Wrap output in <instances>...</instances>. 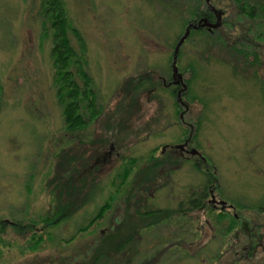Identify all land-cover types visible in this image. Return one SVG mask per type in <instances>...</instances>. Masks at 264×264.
I'll use <instances>...</instances> for the list:
<instances>
[{
    "label": "rangeland",
    "instance_id": "obj_1",
    "mask_svg": "<svg viewBox=\"0 0 264 264\" xmlns=\"http://www.w3.org/2000/svg\"><path fill=\"white\" fill-rule=\"evenodd\" d=\"M256 1L264 3L250 0ZM63 2L85 40L87 73L102 115L76 133L65 129L41 0H0V264H84L127 210L165 213L155 226L140 230L131 264H235L234 250L250 236L244 241L247 228L237 233L236 223L227 230L230 217L252 221L263 236L258 257L239 264H264V41L246 45L255 23L238 15L235 0H210L225 12L224 26L189 34L180 46L176 67L187 85L180 105L178 89L169 83L171 61L193 20L192 0ZM139 75L148 76L154 89L126 98L125 81ZM186 138L196 154L181 158L169 147ZM64 152L87 165L78 200L84 204L46 228L42 219L57 209L48 182ZM150 158L160 164L156 176L144 177ZM82 168L77 162L76 169ZM123 168L130 174L119 188ZM205 170L213 173L214 184ZM80 182L76 178V186ZM207 183L215 186L216 200L233 208L225 219H216L219 208L212 204L206 212L175 213ZM110 195L115 199L103 219L67 242ZM15 224L27 228L18 232ZM40 236L43 241L32 250ZM122 259L117 257L118 264Z\"/></svg>",
    "mask_w": 264,
    "mask_h": 264
},
{
    "label": "trees",
    "instance_id": "obj_2",
    "mask_svg": "<svg viewBox=\"0 0 264 264\" xmlns=\"http://www.w3.org/2000/svg\"><path fill=\"white\" fill-rule=\"evenodd\" d=\"M200 1L201 0H192V13L190 14L192 19L200 17L201 13L204 11L202 10V3ZM235 1L238 15L249 19L252 23H255V25H252V29L257 28V31L253 33V39H248L246 41V45L249 44V42L254 46L259 45L257 44L258 42L264 41V3L260 4L258 1L253 3L250 2V0ZM39 13L43 19L42 25L44 30L46 32H50V57L54 71L53 85L56 88L57 101L62 108L64 126L69 133H76V131L83 130L89 123L95 121L100 115H102L101 109L96 104L97 97L95 91L92 88L93 80L87 73L85 40L81 33L78 32V30L69 20L63 0H41ZM249 31H251V29ZM194 33H198V35L206 34L204 31H202V29L193 31L191 34L193 35ZM73 41L75 43H73ZM255 57L257 60L258 56ZM147 77L139 75L134 78H129L128 81H125L122 89L126 93V98L129 96L135 100L137 99V96H133L134 93L137 94L142 90L146 92L150 89H154V86H151V83H149V79ZM175 91L173 90V94ZM183 94L184 93L181 92V95ZM177 103L180 104L178 100ZM121 108L122 106H120L118 110ZM117 124H119L118 121H116L114 124L115 129H117ZM102 142L104 143V141ZM151 158L150 165L148 164L144 170V177H148L151 174L156 176L155 169L160 164V162L159 159ZM202 161L203 165L207 163L206 159H202ZM57 162L56 173L48 182L50 195H52L54 201L57 202V209L54 211V213H49L47 217L42 219V222L46 228L58 226V224L70 218L72 216V212L84 204L83 202L78 203V200L83 198L79 195L80 191H83V189L86 188L85 181L84 179H81L82 177L80 175L85 173L87 168L83 158L78 160L76 159V155H68V153L64 152L58 155ZM77 162L79 167H83L81 169L82 171H80V169H78L79 171L76 169ZM134 162L135 161L132 160L130 162L131 165H133ZM153 170H155V172ZM204 172L209 174L208 176L211 178V182L213 183V173H210L207 170ZM129 174L130 171L126 168H123V170L117 175L120 180L119 188L125 184ZM78 177L81 181L79 187L76 186V178L78 179ZM136 181L137 178H135L131 184L133 188ZM214 187L215 186L207 183L203 191L194 194L192 193L189 199H187L186 203H181L179 205V209L176 210L175 213L179 215L183 214L184 212H188L189 210L206 212L208 209L207 207L210 206L207 202V199L209 198V190H213ZM114 199V195H110L107 202H105L98 209L97 213L92 217V219H90L86 225L79 227V229H77L75 234L70 237L67 242H71L77 235L90 230L99 221H101L104 217V214L106 213V210L111 207V203ZM126 200V206L129 207L130 200L128 197L125 199V201ZM184 205H186V207H184ZM218 212L219 215L216 216L218 221L220 219H225V217L228 216L226 214L227 209H218ZM164 214V211L161 210H142V212L135 211L134 214H130L129 210L125 211L121 222L116 223V225L111 230H109V232H104V234L100 236L93 254L84 264H107V262L109 263V261L112 259L118 264L117 257H121V259L123 258L125 260L124 264H131L132 259L129 258V255L132 253V250L133 253H137L136 250H134L137 247L132 248V245H135L136 242L137 244L139 243L140 230H147L155 226L159 221H161L162 218H164ZM166 217H168L167 213ZM228 222L229 227L227 230L232 229V226H234L235 223L237 224L235 217H230ZM2 228L3 227H1L0 224V232ZM14 228L16 231L20 232L24 231V229L27 227L21 226L20 224H15ZM255 231L258 233L257 230ZM42 241L43 237H38L34 241L36 245L31 249H35L36 246H38V244ZM158 251L160 252V258H162V256L165 254L166 248ZM243 252L244 251H242V253ZM160 258L157 259V263ZM137 264L155 263L145 260L143 262L140 261Z\"/></svg>",
    "mask_w": 264,
    "mask_h": 264
},
{
    "label": "flooded vegetation",
    "instance_id": "obj_3",
    "mask_svg": "<svg viewBox=\"0 0 264 264\" xmlns=\"http://www.w3.org/2000/svg\"><path fill=\"white\" fill-rule=\"evenodd\" d=\"M202 10H204V11L201 13V16L196 18V19H193L188 24L191 23L193 25H197V22L199 20H202V19H205L208 23H215L216 22V18L219 15L220 16V20H221V26L218 29H220L221 27L224 26L223 17H224L225 12L223 10H221V9H218V8L214 7L210 3V0H204V4H203ZM198 29H202V31H204V33H206V34H209V33L211 34V33L215 32L216 30H218V29H209L207 27H203V28L202 27H198L197 29L191 28L189 34H191L193 31H198ZM179 51H180V48L178 50V53L175 54V48H174V51H173V54H172L171 67L173 66L174 62H175V64H177ZM261 53L262 52L260 51V47H259L258 57L261 56ZM253 54H255V53H253ZM178 74L181 76V79H179L177 76L173 77L171 75V81L169 82V83L173 82L172 86L174 85L173 86L174 90H176V88L178 89L177 92H176V94H177L176 96L177 97H178V93L179 92H180V96H181L182 88L186 89V86H187L185 84V82H184L182 74L179 71H178ZM174 83H178V84H174ZM179 103L182 104L181 101H179ZM182 144L171 146L169 148L174 149V152H178V154H179L178 157H181V158H184L186 155H192L191 153H192L193 150H192V147L190 145V141L186 138V139L183 140ZM165 151H166V148L163 149L162 153H164ZM171 155H175V154L171 153ZM208 196H209V198L207 199V202L209 204H212L213 207L219 208L220 210H226V209L232 208L229 205H226L224 207L219 206L218 202H220V201L215 199L214 190H209ZM212 197L214 198L215 202L212 201ZM245 219L247 220V218H245ZM236 228H237V231H236L237 233H240V231L242 229H246L247 228V230H246L247 232H245V234L242 235V239L245 241L246 235H249L250 236V240L247 242L246 245L243 244V247H240L239 243H238L237 249H239V247H240V249H239V251L236 250L237 252L235 251V253H234V254H236L234 263L235 264H239V262L243 258H244V260L251 262L250 260H252V258L258 257L257 256L259 254L258 251H259V249H260V247L262 245V237H263L262 233H257L255 231L256 230V226H255L254 223H252V221H243V222L240 221V222H237V227ZM240 239L241 238H238V240H240ZM242 251H244V252L242 253ZM263 251H264V249H263ZM259 257H260V255H259Z\"/></svg>",
    "mask_w": 264,
    "mask_h": 264
},
{
    "label": "water",
    "instance_id": "obj_4",
    "mask_svg": "<svg viewBox=\"0 0 264 264\" xmlns=\"http://www.w3.org/2000/svg\"><path fill=\"white\" fill-rule=\"evenodd\" d=\"M221 26V20H220V16L218 15L216 18V22L215 23H208L205 19L199 20L197 22V25H193V24H188V26L185 29V32L183 34V36L180 38L179 42L177 43L176 47H175V54L178 53V50L180 48V46L184 43V41L187 39V37L189 36V32L191 28L197 29L198 27H207L209 29H218ZM172 76L173 77H178L179 79H181V76L178 74V69L176 67V64L174 62L173 66H172ZM174 84H178V83H174ZM185 89V88H183ZM177 100L180 101V92L178 93V97ZM196 154V151L193 150L192 153ZM212 201L215 202L214 198L212 197ZM218 204L222 207L226 206V203L223 201L218 202Z\"/></svg>",
    "mask_w": 264,
    "mask_h": 264
}]
</instances>
